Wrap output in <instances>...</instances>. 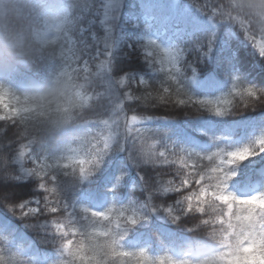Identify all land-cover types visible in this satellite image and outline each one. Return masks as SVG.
Returning a JSON list of instances; mask_svg holds the SVG:
<instances>
[{
  "label": "snow or ice",
  "instance_id": "1",
  "mask_svg": "<svg viewBox=\"0 0 264 264\" xmlns=\"http://www.w3.org/2000/svg\"><path fill=\"white\" fill-rule=\"evenodd\" d=\"M93 7L103 15L102 41L93 34L95 25L88 19L91 11L88 16L82 15ZM192 7L195 14L183 11V5L161 4L156 0H95L94 5L86 0H68L64 22L57 29L49 55L40 63L50 70L48 86L19 90L0 80V122L9 131L13 127H24L23 133H12L15 139L7 133L0 136V203L19 218L47 217L42 221L48 226L43 231L55 235L54 244L58 249V259L53 264H264V189L237 195L230 188V182L238 175L237 166L264 153V133L246 145L218 147L209 153L171 143V148L158 155H145L134 149L135 141L126 117L123 137L112 131L101 137L92 131L93 122L81 115L90 104L106 110L113 99H119L120 89L116 84L124 83L125 79L129 85L133 82L148 85L143 75L114 71L118 56L132 58L131 53H138L140 49L143 53L139 58L153 69L158 63L172 84V87L162 84L166 96L157 98L167 102L173 95H183L187 99L178 100L181 105L187 103L197 110L207 108L217 115L234 112L237 106L232 102L226 106L220 100L191 95L179 77L186 67L195 71L196 66L205 61L228 64L236 58L244 41L264 58V26L254 22L245 11L253 8L258 16H264V5H253L245 0H230L227 4L212 0ZM74 26L79 33L75 40L70 35ZM65 45L69 46L70 55L63 50ZM193 55L195 60L191 58ZM101 57L104 72L99 80L105 95L90 91L97 86L98 79L90 65ZM232 80L228 94L238 100L243 109L251 105L255 110L258 105H264V87L246 83L239 76H233ZM98 95L105 103L95 99ZM123 95L126 99H146L145 96L133 97L131 91ZM152 118L149 115L143 120ZM137 119L135 115L131 118L133 122ZM102 123L110 126L109 120ZM111 127L119 129V120L112 121ZM26 135H34L35 140L22 145L17 152L14 145ZM77 141L82 144L80 149L66 147V142ZM100 143L102 148L98 146ZM32 144L39 150L27 154L33 161V167L28 169L24 167L23 148ZM64 151L70 155L57 156ZM114 151L125 153L128 162L137 168L139 183L134 188L140 189L145 199L119 201L116 187L123 173L109 189L112 199L106 207H88L69 199L66 184L58 173L63 171L67 176V169L71 168L74 177L71 184L78 187L97 172ZM173 155L179 160V166L173 169V179L166 182L167 186L157 179L158 172L145 176L140 171L145 165L155 170L158 162L175 165L176 161L169 159ZM47 160L55 163L49 164ZM62 160L68 163L61 165ZM190 160L192 164L188 163ZM29 178L36 180L40 194L17 203L10 198L13 189L9 182ZM168 194H175L168 199L171 203L168 200L155 203L158 195ZM196 214L207 217L201 221L207 232L199 242L191 240L177 250L169 247L164 255H157L148 246L124 242L137 225L147 224L154 215L176 224L184 217L195 218ZM0 264H3L2 256Z\"/></svg>",
  "mask_w": 264,
  "mask_h": 264
},
{
  "label": "trees",
  "instance_id": "2",
  "mask_svg": "<svg viewBox=\"0 0 264 264\" xmlns=\"http://www.w3.org/2000/svg\"><path fill=\"white\" fill-rule=\"evenodd\" d=\"M182 1L189 4L186 12L188 14H195L192 5L212 2V0ZM86 2L95 4V0H86ZM156 2L161 3L158 0ZM219 2L227 4L230 0H219ZM89 11L92 13L90 16H88ZM82 15L88 16V19L95 25L93 34L102 41L105 35V26L100 23L103 20L102 12L97 13L93 7L90 10L86 9ZM236 28L239 30L238 25ZM78 34L76 26H74L70 33L72 39L75 40ZM217 34L220 35L219 32ZM259 39L260 37L257 35V40L259 41ZM233 46H235V42H233ZM68 47L65 45L63 50L70 55ZM142 50L140 49L138 53H131L132 58L118 56L114 71H132L143 75L149 81L148 85H138L136 82L129 85L125 79L124 83L116 84V87L120 89L119 99H113L112 103L106 106V110L97 109L95 104L86 106L81 115L85 120L93 122L92 131L94 133L102 137L112 131L118 132L123 137L126 117L132 139L135 141L133 147L137 152L145 155L148 153L158 155L166 148H171V143L176 147L209 153L218 147L227 146L231 148L246 145L264 133V105H258L255 110H252L251 105L249 108L243 109L239 101L234 100L228 94L233 83V76H239L246 83L264 87V58H261L247 41L240 44L236 58L228 64L218 65L212 63L211 60L205 61L196 66L195 71L191 67H186L179 77L181 84L191 95L208 97L214 101L220 100L226 106L228 102H232L237 106L234 112L224 115H217L207 108L197 110L187 103L181 105L178 100L187 99L183 95L178 97L173 95L167 102L157 98L166 96L162 92V84L169 87H172V84L168 80L167 73L160 70L158 63L153 69L139 58L143 53ZM191 58L195 60L194 55ZM103 59L101 57L90 65L94 76L98 78L97 86L90 91L100 95H105L104 87L101 86L99 80L104 72L101 67ZM0 80L19 90H39L47 87L50 83V70L41 64H34L17 72L0 75ZM118 80L119 77H117ZM129 91L133 97L145 96L146 99L124 98L123 94ZM148 93L151 95L149 96ZM95 99L99 103H105L99 99V95ZM133 115L138 118L136 122L131 120ZM149 115L153 118L144 122L143 118ZM103 120H109L110 126L105 127L102 123ZM114 120H119V129L111 127ZM15 132L23 133L24 127H13L9 131L3 122H0V136L7 133L10 138L15 139L12 136V133ZM34 140V135H26L14 145V148L18 152L22 145H29V141ZM131 142L130 140L129 143L131 144ZM93 143L96 142L93 141ZM98 146L102 148L103 144L100 143ZM66 147L78 150L82 144L79 141L75 143L66 142ZM34 149L39 150L35 144L23 148L26 153L25 168L31 169L33 167V161L27 154L34 152ZM61 154L70 155V152L57 153V156ZM169 159L176 161L175 165L169 166L158 162L155 170L150 165H145L140 168V171L144 172L145 176H152L154 171L158 172L160 175L157 179L163 180L167 186L166 182L173 179V169L179 166V160L176 156H169ZM46 162L55 163L54 160H47ZM60 163L64 165L68 161L62 160ZM188 163L192 164L193 161L190 160ZM67 171L69 173L67 176L64 175L63 171L58 173L66 184V195L69 199L88 207L108 206L112 199L109 189L112 188L116 178L120 177L121 173H123L121 182L116 187L119 201L126 203L129 198H132L142 202L145 199L141 190L134 188V185L139 183L137 168L128 162L123 152L109 153L100 169L90 178L82 181L78 187L71 184L74 180L71 175L72 169L69 168ZM237 172V177L230 182L231 190L237 195L251 194L264 189V153L241 162L237 166ZM9 186L13 189L10 198L17 200V203L22 199H29L40 194L36 188V180L33 178L21 182H9ZM174 195H158L156 197L158 200L155 203L161 204ZM167 202L171 203L172 201L168 200ZM51 218L48 217V219ZM46 219L45 216L29 219L19 218L9 212L3 203H0V256L3 257V264H53L58 259V249L54 244L55 235L43 231L44 228L48 227L42 223ZM182 219V222L173 224L160 215H154L147 224L137 225L124 242L126 245L148 246L153 248L157 255H164L169 247L177 250L191 240L199 242L201 237L206 235L207 229L201 223L203 219H207L206 216L196 214L195 218L184 217ZM198 225L199 227H197ZM100 227L102 228V226ZM189 228L193 231H187Z\"/></svg>",
  "mask_w": 264,
  "mask_h": 264
},
{
  "label": "clouds",
  "instance_id": "3",
  "mask_svg": "<svg viewBox=\"0 0 264 264\" xmlns=\"http://www.w3.org/2000/svg\"><path fill=\"white\" fill-rule=\"evenodd\" d=\"M264 5V0H245ZM68 0H0V75L40 64L51 50L63 24ZM254 22L264 26V16L246 8Z\"/></svg>",
  "mask_w": 264,
  "mask_h": 264
},
{
  "label": "rangeland",
  "instance_id": "4",
  "mask_svg": "<svg viewBox=\"0 0 264 264\" xmlns=\"http://www.w3.org/2000/svg\"><path fill=\"white\" fill-rule=\"evenodd\" d=\"M159 2H161L162 4H179V5H183L184 8L182 9L183 11L187 12V9L189 8V4L186 2H183L182 0H158ZM155 31V29L153 30ZM141 35H145L144 33H140ZM74 40V39H73ZM160 42V41H158ZM143 52V50H142Z\"/></svg>",
  "mask_w": 264,
  "mask_h": 264
}]
</instances>
